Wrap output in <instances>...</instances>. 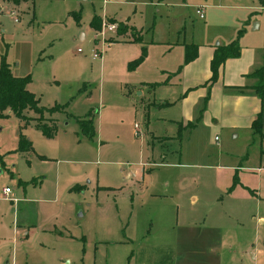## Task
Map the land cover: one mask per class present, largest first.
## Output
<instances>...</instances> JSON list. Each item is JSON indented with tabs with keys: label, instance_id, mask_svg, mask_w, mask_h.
Instances as JSON below:
<instances>
[{
	"label": "rangeland",
	"instance_id": "rangeland-1",
	"mask_svg": "<svg viewBox=\"0 0 264 264\" xmlns=\"http://www.w3.org/2000/svg\"><path fill=\"white\" fill-rule=\"evenodd\" d=\"M1 7L0 66L27 77L44 109L1 110L0 264H163L185 247L166 243L177 204L194 209L198 225L175 227L173 241L190 239L201 258L228 252L213 243L218 230L205 225L212 216L232 226L240 220L246 231L264 225V135L252 132L246 142L226 135L222 159L199 124L205 96L195 130L180 126L178 103L149 102L179 94L185 44L222 43L233 31L239 45L262 47L264 1L2 0ZM94 14L115 20L100 18L93 29ZM91 49L101 53L91 57ZM38 116L53 118L51 136L35 126ZM80 119H89L91 135ZM20 135L28 150L19 149ZM227 191L251 198L240 214L230 212ZM241 248L231 247L230 264H251Z\"/></svg>",
	"mask_w": 264,
	"mask_h": 264
},
{
	"label": "crops",
	"instance_id": "crops-1",
	"mask_svg": "<svg viewBox=\"0 0 264 264\" xmlns=\"http://www.w3.org/2000/svg\"><path fill=\"white\" fill-rule=\"evenodd\" d=\"M112 2H120L126 0H110ZM132 1V0H129ZM0 0V10H1ZM204 15L200 18H203ZM103 19L115 20L114 17H107L104 14ZM16 20V17H15ZM257 20V19H255ZM119 21H121L119 19ZM117 22V21H115ZM123 23H127L123 21ZM260 22L255 21L254 26L259 25ZM130 25V24H128ZM132 26V25H130ZM134 28V27H133ZM136 29V28H135ZM234 32L232 31L227 34L228 37L223 39L222 43L228 42L233 38ZM211 40V33H209ZM123 39L133 40L130 37H125ZM122 40V39H112L109 40ZM105 42V41H104ZM108 42V43H109ZM220 43L205 42L201 43L197 41L196 55L184 62L181 69V84L180 92L174 99L167 98L163 95L152 96L149 102L151 105H171L173 103H178L181 108L180 114V126H188L190 130H195L198 127V123L205 126L209 132H211V142L217 145L216 155L217 157H223V150L225 148L226 135L228 137H237L240 135L243 142H246L248 136L252 133H259V135H264V97L262 100L263 109L261 114V129L260 131H255L251 127V120L255 116L256 112L260 108V99L252 87L255 77L251 75H246V73L252 71L254 68L259 66L263 67L264 63V39L262 40V47L254 45H246L243 43L239 45V54L237 56L227 57L223 60L219 66V71L217 78L211 83H207L206 80L209 77V60L212 55L214 46ZM101 53V51H100ZM264 77V70L262 71ZM165 83L170 85L169 78L166 79ZM27 84V83H26ZM25 84V85H26ZM175 84V83H174ZM152 87L153 85H150ZM28 89V88H27ZM146 91L148 90L145 87ZM29 90V89H28ZM31 91V90H30ZM33 92V91H32ZM207 94L205 100V105L201 106V113L199 114L200 121H193L195 116H198V111L202 98ZM203 121V123H202ZM216 136V138H215ZM223 159V158H222ZM227 162V168H238L239 165H235V161ZM8 186V185H7ZM11 192V187L9 186ZM259 189V188H258ZM252 191L251 194L255 195V200L258 201L260 196L257 194V190ZM260 192V191H259ZM2 195L4 193L1 190ZM227 193L230 212L241 213L246 209L249 199L246 194L240 197H236L237 192L232 194V191ZM9 193L7 194V196ZM253 196V195H252ZM193 200L196 199V195H190ZM220 197H222L220 195ZM16 198V197H15ZM219 200V199H218ZM220 201V200H219ZM177 215L174 224L168 223L165 228H167V242L169 245L180 244L182 251L177 253H172L170 258H165V263L163 264H195L196 261L202 260V264H221L224 256V262L230 264L234 260V255L230 252V249L234 245L244 246L241 248L240 253L245 256V258L251 262V264H264V225L261 227L255 226L251 227L248 231L244 228V224L240 220H235L234 226L231 225V221L221 220L218 215L211 217V222H207L205 225H211V228H217L218 236L215 237L213 243L216 245L217 249H223V246L227 247L226 255L217 254V251L211 256L195 255L194 252L188 247L192 245L190 239L179 238L175 243L173 241L174 235L173 231L175 227H180L182 230L186 229L192 231L196 227V211L192 208L187 210H181V205L177 204ZM183 207V206H182ZM218 209V208H217ZM178 210L179 213H178ZM195 211V212H194ZM227 213V212H226ZM198 223V222H197ZM233 228H239L238 234L232 232ZM245 230V231H244ZM172 235V236H171ZM180 241V242H179ZM247 250H249L247 252ZM258 251H261L258 256ZM223 253V252H222ZM241 255V258H242ZM240 258V259H241ZM260 258V261H259ZM164 258L161 260L163 261ZM245 261V260H244ZM242 263V259H241ZM246 263V262H245ZM139 264H157L154 261L149 260L147 263L140 262Z\"/></svg>",
	"mask_w": 264,
	"mask_h": 264
},
{
	"label": "trees",
	"instance_id": "trees-1",
	"mask_svg": "<svg viewBox=\"0 0 264 264\" xmlns=\"http://www.w3.org/2000/svg\"><path fill=\"white\" fill-rule=\"evenodd\" d=\"M264 1V0H260ZM100 25V17L97 15H93L90 20V26L93 29H98ZM238 35V34H237ZM236 37L232 38L228 42L217 44L214 46L212 51V55L209 60V70L210 74L207 78L206 82L211 83L213 80L217 78L219 66L223 62V60L227 57L237 56L239 54V44ZM137 37H133L135 40ZM196 55V46L193 43L185 44L184 49V62L192 59ZM263 67L259 66L254 68L252 71L246 73V75H251L255 77V81L252 84L253 89L257 93L260 99V108L256 112L255 116L251 120V127L255 131H260L261 129V114L263 109L262 100L264 97V77H263ZM27 77L25 76H15L9 72V69L6 65L0 66V114L1 110L4 108H9L12 111H16L18 114L21 109L31 108L37 112L43 111V106L38 105V98L35 94L28 90L25 87ZM207 98V94L205 95V99ZM41 115V114H39ZM42 116H38L35 122V126L39 128L43 134L46 136H51L53 134L55 125L53 118L48 117L46 121H40ZM80 123L85 126L83 127L88 135H91L92 125L89 119H80ZM82 128V129H83ZM28 150L30 148V141L20 135L19 139V149Z\"/></svg>",
	"mask_w": 264,
	"mask_h": 264
},
{
	"label": "built area",
	"instance_id": "built-area-1",
	"mask_svg": "<svg viewBox=\"0 0 264 264\" xmlns=\"http://www.w3.org/2000/svg\"><path fill=\"white\" fill-rule=\"evenodd\" d=\"M194 12L199 16V17H202L203 16V8H202V6L201 5H198L195 9H194ZM15 19V18H14ZM104 26H105V28L107 29V30H112L113 28H114V26H115V23H106V24H104ZM104 29L102 28V30L100 31L101 33H102V31H103ZM100 33V34H101ZM77 50H80V48H77ZM96 50V49H95ZM94 49H91V57H96L97 55H99L100 54V50H96L95 51ZM133 127H134V131H136V129H137V124L136 123H134L133 124ZM215 138H216V136H215ZM9 191H10V188H9V186H4L3 188H2V192L4 193V197H7V194L9 193Z\"/></svg>",
	"mask_w": 264,
	"mask_h": 264
}]
</instances>
